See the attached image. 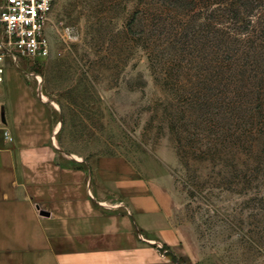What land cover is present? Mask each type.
Returning <instances> with one entry per match:
<instances>
[{
	"label": "rangeland",
	"instance_id": "374dc122",
	"mask_svg": "<svg viewBox=\"0 0 264 264\" xmlns=\"http://www.w3.org/2000/svg\"><path fill=\"white\" fill-rule=\"evenodd\" d=\"M46 25L49 56L6 70L61 155L170 178L171 264H264V0H54Z\"/></svg>",
	"mask_w": 264,
	"mask_h": 264
},
{
	"label": "crops",
	"instance_id": "0c3cea01",
	"mask_svg": "<svg viewBox=\"0 0 264 264\" xmlns=\"http://www.w3.org/2000/svg\"><path fill=\"white\" fill-rule=\"evenodd\" d=\"M6 70L0 112V264H171L180 236L170 178L121 155L68 161L51 109ZM120 203V204H118Z\"/></svg>",
	"mask_w": 264,
	"mask_h": 264
},
{
	"label": "built area",
	"instance_id": "2783aa9c",
	"mask_svg": "<svg viewBox=\"0 0 264 264\" xmlns=\"http://www.w3.org/2000/svg\"><path fill=\"white\" fill-rule=\"evenodd\" d=\"M54 0H0V89L7 64L19 57L44 59L50 45L47 22ZM0 140H12L10 131L1 120Z\"/></svg>",
	"mask_w": 264,
	"mask_h": 264
},
{
	"label": "water",
	"instance_id": "95a60500",
	"mask_svg": "<svg viewBox=\"0 0 264 264\" xmlns=\"http://www.w3.org/2000/svg\"><path fill=\"white\" fill-rule=\"evenodd\" d=\"M0 114H1V120L3 122L4 121V118H3V112H2V110H1Z\"/></svg>",
	"mask_w": 264,
	"mask_h": 264
}]
</instances>
